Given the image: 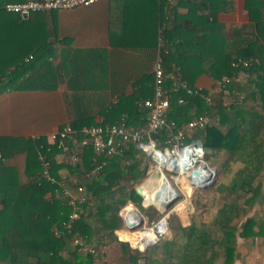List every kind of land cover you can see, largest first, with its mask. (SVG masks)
<instances>
[{"label": "trees", "instance_id": "obj_1", "mask_svg": "<svg viewBox=\"0 0 264 264\" xmlns=\"http://www.w3.org/2000/svg\"><path fill=\"white\" fill-rule=\"evenodd\" d=\"M17 1L22 0H0V12H3L0 14L1 88L11 85L29 89L38 86L40 75L31 78L25 73L44 61L46 49L44 46L32 49V42H25L27 51L23 52L17 43V32L25 27L26 21L2 9L4 3ZM208 1L213 14L201 15L199 19L202 21L197 22L191 18L193 7H188L190 13L180 15L176 8L185 3L175 0L168 18L172 26L164 28L161 49L164 69L178 71L180 79L189 86H193L196 76L204 72L216 79L223 75L233 77L240 71L246 74L242 85L234 81L226 85L229 104H222L221 99L208 104L204 98L183 90L171 92L166 116L176 121L177 126L198 114L209 117L208 123L192 131L187 140H200L203 149L201 157L217 170L216 179L199 190L202 194H219L210 217L197 221L195 216H191L188 225L179 224L171 229L170 241L160 239L150 249L139 248L142 252L132 249L126 241H117L115 232L123 226L119 211L127 202L131 201L139 210L145 211L141 205L142 198L135 190L136 184L146 177L149 169L150 159L143 150L127 142L121 152L106 158L96 155L91 147H85L77 164L71 165L52 158L57 149L53 145L47 150L49 142L43 136L35 139L0 137V203H3L4 196L2 185L17 183V178L7 172L2 162V158L11 152L27 150L28 156L34 158L26 170L33 163L39 164V155L45 154L50 159L49 173L55 179V182H50L41 178L36 182L33 175L28 182L18 185L16 202L24 206L21 227H14L12 216L4 210V206L0 208V258L2 254H7L5 264H94L91 255H82L73 244V235L86 236L96 244L104 240L107 243L116 242L122 250V264H233L238 223L260 196L264 184V0H245L251 36L243 34L241 29H234L235 39L231 48V42L215 16L217 11L226 9L227 0H219L221 6L218 8L214 6L215 0ZM187 21L191 26H186ZM199 31L201 34H198ZM29 53L32 57L25 62L23 57ZM208 53L213 55L214 60L204 64ZM239 58L249 60V66H233L232 62ZM10 65L15 67L9 69ZM153 84L152 72L145 95L121 96L115 104L98 102L102 105L100 113L104 116L101 124L121 122L124 116L127 126L138 128L145 125L149 110L139 106L138 102L152 97ZM166 86L169 88L171 82L166 81ZM240 91L242 97L239 96ZM179 95L184 97L183 103L177 102ZM92 119L74 113L70 126L80 129L91 124ZM165 134L161 131L155 135L159 144ZM93 157L97 161L104 160L105 164L98 174L87 175ZM60 169L66 170L65 177L60 174ZM227 174L229 178L224 181L223 177ZM77 183L85 186L91 204H81L78 218L72 221L70 231L66 232L63 223L68 222L72 207L63 194V187L75 191ZM184 189L190 194L193 188L186 182ZM143 204L150 212L163 209L150 198L144 197ZM196 204V208L200 207L199 202ZM252 225V220L245 225V236ZM54 226L64 229V234L55 236ZM142 254L144 260L141 261Z\"/></svg>", "mask_w": 264, "mask_h": 264}, {"label": "crops", "instance_id": "obj_2", "mask_svg": "<svg viewBox=\"0 0 264 264\" xmlns=\"http://www.w3.org/2000/svg\"><path fill=\"white\" fill-rule=\"evenodd\" d=\"M218 1L215 0V8L221 6ZM183 2L185 4L177 7L176 12L186 15L190 13L188 7L192 6L191 18L197 22L202 21L199 16L213 14L208 0ZM174 4L175 0L171 3L167 0H96L87 6L33 13L25 27L18 30L17 43L24 46L25 42H32V49L42 46L46 49L44 61L25 73L31 78L40 75L38 86L2 88L0 137L35 139L43 136L48 141L50 133L70 125L74 113L93 118L91 124H101L104 116L99 103L115 104L121 96L145 95L152 77L153 60L163 44L164 28L172 26L168 18ZM215 16L231 42L230 48L235 39L234 29L251 36L245 0H227L226 9L217 11ZM186 26H191L190 21ZM187 47L190 48V43ZM30 55L23 60L29 62ZM211 60L214 57L208 53L204 64ZM14 67L8 66L9 69ZM235 76L239 80L234 82L239 85L245 82L243 71ZM219 80L204 72L196 76L194 86L217 101L228 95L227 87L220 86ZM239 96L242 97V91ZM33 159L27 150L11 152L2 158L7 172L17 178V183L2 185L4 196L0 208L4 206L16 228L24 222V206L16 202L18 185L28 182L38 172L37 163L26 170ZM59 172L65 177V169ZM249 220L253 225L245 236L244 227ZM238 227L233 264H264V184L260 196L240 219ZM120 231L123 230H116L117 235L123 239ZM6 257V253L1 255L0 264L6 263Z\"/></svg>", "mask_w": 264, "mask_h": 264}, {"label": "built area", "instance_id": "obj_3", "mask_svg": "<svg viewBox=\"0 0 264 264\" xmlns=\"http://www.w3.org/2000/svg\"><path fill=\"white\" fill-rule=\"evenodd\" d=\"M95 1L96 0H22L17 2H6L3 4L2 9L26 21L35 12L71 9L79 6H87ZM167 1L171 3L173 0ZM29 58H31V55ZM249 64V60H243L241 58L232 62V65L235 67H247ZM152 72L154 77L153 95L152 97L144 98L138 102L139 106L149 110L145 125L138 128L127 126L123 119L124 116H122L121 122L88 124L82 126L80 129H75L66 124L48 135L49 144L47 150L50 149L49 146L53 145L57 149L52 158L56 162H66L67 164L75 165L79 161L80 154L85 147H91L96 155L107 158L115 153L121 152V150L126 148L127 142H132L149 157L152 166L156 169L155 173H157V175L161 173L164 177H172L182 176L183 174H189L191 172L202 175V182L194 188H200L202 184L210 182L212 175L209 176L203 169H198L201 163L197 160H193L192 156L186 153L188 148L197 146L202 150L201 156H203L200 140H187V138L192 131L202 128L208 123V115H195L182 125L177 126L176 121L168 119L166 113L169 110L171 92L183 90L187 94H195L204 98L208 104L212 103V98L205 94L201 88L195 87L194 85L189 86L185 81H182L178 71H166L163 65L161 47H159L153 60ZM2 79L3 73L0 70V93L2 90ZM238 80L239 78L237 76L230 77L228 75H223L218 83L220 86L225 87L231 81ZM166 81L171 82L169 88L166 86ZM177 102L183 103L184 97L179 95L177 97ZM161 131H165L166 134L162 143L159 144L155 135L160 134ZM93 160V164L87 175L98 174L105 164L104 160L97 161L96 157H93ZM201 160L204 161L202 157ZM207 166L213 169V167H210L208 164ZM49 169L50 159L46 157L45 154H40L39 168L34 180L39 182L41 178H45L50 182H55L54 177L49 173ZM164 170L168 173L166 174ZM174 185L172 184L171 187L176 190V187H178L177 182ZM63 194L68 198V204L72 207L68 222L63 223V228L68 232L71 229L72 221L78 218L80 214L81 204L86 202L91 204V197L86 192L85 186L80 183L76 184L75 191H70L63 187ZM171 198L167 199L165 204L169 202ZM128 206H131L133 210L135 209V216L131 217L125 214L124 210ZM119 214L123 220V226L119 230L133 231L138 229V227L141 228L143 225L151 230L153 234L150 238H145L142 235L136 238L139 244H146V248L155 245L160 237L166 234L164 229L169 228L168 217L166 215L159 216L151 225H147V220L141 215L142 213L140 214L138 212L136 206L130 201L120 209ZM160 223L164 225L163 228L160 227ZM64 229H59L54 226V235L57 237L62 236L64 234ZM71 241L77 246L82 255H91L96 259L104 258L108 248V243L105 240L102 243L96 244L83 235H73ZM128 242L133 248L139 249L130 241Z\"/></svg>", "mask_w": 264, "mask_h": 264}, {"label": "rangeland", "instance_id": "obj_4", "mask_svg": "<svg viewBox=\"0 0 264 264\" xmlns=\"http://www.w3.org/2000/svg\"><path fill=\"white\" fill-rule=\"evenodd\" d=\"M0 14H3V12L2 13L0 12ZM23 37H25V36H23ZM21 47L23 49L22 50L23 52L27 51V46H21ZM220 99H221L222 104H229L230 100L227 99L226 96H223ZM219 157H222V156H219ZM145 159H147V158L145 157ZM213 168H215V166H213ZM155 171H156V169L154 166H152V163L150 161L149 169H148L146 177H144L140 182H138L136 184V185L143 184V192H144L145 198H149L145 183L148 181V179L149 180L151 179L152 174H154L155 176H159V174L157 175V173H155ZM164 172L166 174L168 173L166 170H164ZM189 174H183V176H172V177L166 176L167 179L173 185L177 182V179H179V181L177 182L178 187H176V191L174 192L175 194H174L173 198H171L169 203L167 205H163V204L160 205L161 208H163L162 210H159L156 207L158 209V212L148 211L147 208L143 205V200H141V205L143 206L145 211L139 210L138 207L133 202L130 201L134 206H136V209L138 210V212L140 214L142 213L141 215H143L144 218L147 220V225H151L152 222L156 221L158 219V217L161 215H166L168 217V222H169L168 233H166L160 237V239H163L164 241L165 240L170 241L172 239V230H171L172 228H176L179 224L188 225L190 223L191 216H195V219L197 221L202 220V219L207 220L210 217L211 213L214 211V208L218 202L219 194H217V193H215V194L203 193L202 194L199 191V190H201V188H194L193 185H196V184L192 183L187 178ZM216 174H217V170H216ZM216 174H215L213 181L216 179ZM228 178H229V174L224 176L223 180L227 181ZM182 179H184L185 182H187L186 180H188L189 181L188 184L193 188L191 190L190 194L185 191L186 189H184V188H185L186 183L182 184ZM195 192H197V193H195ZM196 202H199L200 207L196 208V205H197ZM206 209H208V210H206ZM119 234L122 235L123 239L127 238V240H130L133 243V245L135 246L137 239L134 237V235L131 232L126 230V232L122 231V233H119ZM115 235H116L117 241L125 242L124 240H121L118 238V235L116 232H115ZM126 242L128 243V246L130 248L136 249V248H133L129 244L128 241H126ZM150 247H152V246H150ZM150 247H148V248L150 249ZM136 250L141 251L139 249H136ZM143 255L144 254H142V256H140L141 261L144 260ZM121 256H122L121 247L116 242H111V243H108V248L106 250V254H105L104 258L96 259L93 257L94 258V264H122Z\"/></svg>", "mask_w": 264, "mask_h": 264}, {"label": "bare ground", "instance_id": "obj_5", "mask_svg": "<svg viewBox=\"0 0 264 264\" xmlns=\"http://www.w3.org/2000/svg\"><path fill=\"white\" fill-rule=\"evenodd\" d=\"M186 153L187 154H190V156H192L193 160H197L199 163H201L203 165L204 168H206V171H208L209 173V176L212 175V169H210L207 164L201 160V154H202V150L197 147V146H194V147H190L186 150ZM183 176V175H182ZM202 175H199V174H194L193 172H191L189 175H188V179L196 184V185H193V187H196L197 185H199L201 182H202ZM166 178V179H165ZM179 181V179H177V182ZM188 183L189 181L186 180ZM186 183L184 179H182V184ZM145 186L147 188V193L149 195V198L152 200V202H154V204H158L159 206L161 204H165V202L167 201V199L171 198L174 196V192L176 190L172 189V183L167 179V177L164 175H162L161 173L159 174V176H152L150 180H148L146 183H145ZM135 210V209H134ZM133 208L131 206H128L124 212L125 214H128L129 216L133 217L135 216V212H134ZM160 227L163 228V224L161 225V223L159 224ZM168 228H165L164 229V232L168 233ZM129 232H131L135 238H138L139 236H144L145 238H150L151 235L153 234L151 232V230L147 229L145 227V225H143L141 228H138L136 230H133V231H130V230H127ZM123 232H126V230H123ZM119 233H122V231H120ZM146 244H143V243H138V240L137 242L135 243V246L140 248V249H145Z\"/></svg>", "mask_w": 264, "mask_h": 264}, {"label": "water", "instance_id": "obj_6", "mask_svg": "<svg viewBox=\"0 0 264 264\" xmlns=\"http://www.w3.org/2000/svg\"><path fill=\"white\" fill-rule=\"evenodd\" d=\"M198 169H203L204 172H205L207 175H209L208 171H206V168H204L202 164H199ZM215 174H216V169L213 168V169H212L211 181L208 182V183L202 184V185L200 186V188H204V187L208 186L210 183H212V181H213V179H214V177H215ZM152 176H154V174H152ZM135 190H136L137 194H138V195L142 198V200L144 201L143 184H139V185H137V186L135 187ZM168 203H169V202H167L165 205H167ZM143 205H144V204H143Z\"/></svg>", "mask_w": 264, "mask_h": 264}]
</instances>
